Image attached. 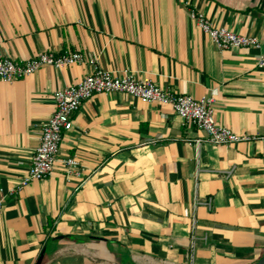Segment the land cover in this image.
Listing matches in <instances>:
<instances>
[{
  "label": "crops",
  "instance_id": "crops-1",
  "mask_svg": "<svg viewBox=\"0 0 264 264\" xmlns=\"http://www.w3.org/2000/svg\"><path fill=\"white\" fill-rule=\"evenodd\" d=\"M252 35L217 48L188 16ZM52 49L194 98L248 140H202L169 104L96 92L72 114L52 172L10 193L30 164L53 93L87 62L0 81V264H253L264 254V0H0V55ZM76 157L81 179L59 161ZM194 237V238H192Z\"/></svg>",
  "mask_w": 264,
  "mask_h": 264
},
{
  "label": "built area",
  "instance_id": "built-area-1",
  "mask_svg": "<svg viewBox=\"0 0 264 264\" xmlns=\"http://www.w3.org/2000/svg\"><path fill=\"white\" fill-rule=\"evenodd\" d=\"M187 13L217 48L249 46L261 48V43L255 36L236 33L225 26L214 25L202 12L193 8H187ZM87 62L92 66V69L84 74L79 81L54 91L53 112L41 125L39 144L33 151L30 164L15 186L9 190L10 193H15L29 182L43 178L52 172L53 164L58 160L57 152L63 131L73 127L72 114L78 109L81 102L96 92L120 91L142 101L169 104L183 122L205 132V138H197L196 142L206 140L215 144H229L251 138L247 134H238L230 128L216 123L212 96L194 98L188 94L177 93L171 88L161 87L148 76L137 77L131 71L123 70L118 73L106 69L99 66L95 56H87L80 51L57 55L52 49L42 50L22 62H17L6 55H0V81H13L22 78L36 71L43 64L61 68ZM256 66L264 70V51L258 54ZM59 161L63 166L66 178L81 179L83 166L76 157L66 156L60 158Z\"/></svg>",
  "mask_w": 264,
  "mask_h": 264
},
{
  "label": "water",
  "instance_id": "water-1",
  "mask_svg": "<svg viewBox=\"0 0 264 264\" xmlns=\"http://www.w3.org/2000/svg\"><path fill=\"white\" fill-rule=\"evenodd\" d=\"M41 259H42V254L38 256L34 264H40ZM253 264H264V254L258 260H256Z\"/></svg>",
  "mask_w": 264,
  "mask_h": 264
}]
</instances>
